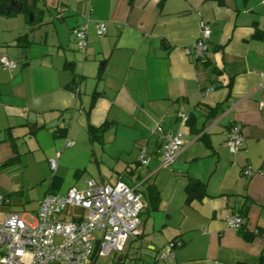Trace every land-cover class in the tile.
<instances>
[{"label":"crops","instance_id":"obj_1","mask_svg":"<svg viewBox=\"0 0 264 264\" xmlns=\"http://www.w3.org/2000/svg\"><path fill=\"white\" fill-rule=\"evenodd\" d=\"M26 5L32 20L21 11L0 16V58L17 64L13 71L0 64V195L9 199L0 219L58 193L68 170L71 183L62 193L84 190L87 180L136 188L143 201L140 234L125 247L133 241L145 246L152 264H264V109L258 107L264 99V0ZM201 21L211 31L208 67L185 54ZM97 23L106 26L102 37ZM83 25L84 53L70 33ZM104 122L109 127L101 137L90 138L88 128ZM233 124L244 143L230 153L225 141ZM174 132L184 145L175 162L162 167L156 150ZM140 148L150 156L147 166L137 162ZM57 158L52 170L49 162ZM83 158H125L124 168L112 183L95 180L73 163ZM191 179L205 184L206 197L186 203ZM146 181L158 192L152 206L143 197ZM229 215L242 218L241 230L227 227ZM173 240L181 245L166 262L156 261Z\"/></svg>","mask_w":264,"mask_h":264},{"label":"built area","instance_id":"obj_2","mask_svg":"<svg viewBox=\"0 0 264 264\" xmlns=\"http://www.w3.org/2000/svg\"><path fill=\"white\" fill-rule=\"evenodd\" d=\"M199 37L185 49V54L194 61L204 60L211 37L209 26L199 23ZM96 35L102 37L107 29L104 23L95 25ZM71 36L79 52L87 47V25L73 28ZM1 67L8 71L17 64L6 57L0 58ZM264 82V73L259 75ZM212 88L205 90V95ZM264 109V99L258 102ZM182 120L188 117L180 116ZM244 143L240 126L229 127L225 141L228 152L235 153ZM184 145L180 132L165 135L156 150L162 167H170ZM71 142L66 140L65 147ZM150 161L145 148H140L137 162L147 166ZM55 169L54 160L49 162ZM245 176L251 172L245 170ZM9 204L7 196L0 195V207ZM76 209L78 211H70ZM143 210L141 194L123 182L97 184L87 180L84 190L70 188L65 193H46L37 200L34 213L11 212L0 219V264H95L99 256L122 252L127 240L140 234ZM28 218V220H26ZM228 228L239 231L242 218L229 215L225 218ZM58 238V241H55ZM177 247L181 241L176 240ZM172 244H168L156 255V261L166 262L172 255Z\"/></svg>","mask_w":264,"mask_h":264},{"label":"rangeland","instance_id":"obj_3","mask_svg":"<svg viewBox=\"0 0 264 264\" xmlns=\"http://www.w3.org/2000/svg\"><path fill=\"white\" fill-rule=\"evenodd\" d=\"M95 159V161H93ZM125 158H120V161L116 158H83L82 162H73L76 165H80L79 171H83L84 176L83 177H89L93 178L95 180L99 179H105V181L112 183L113 182V175H115L116 171H122L124 168V163L121 161ZM137 159V158H136ZM59 159H56V165L58 164ZM84 165V166H83ZM86 167V168H85ZM67 168V167H66ZM70 171V168H68ZM63 173L66 175V178L63 182V184L60 186V188L57 190L59 194L64 192L69 183H71V174L68 172V170H65ZM68 174V175H67ZM112 179V180H111ZM72 183H74L72 181ZM48 186H46L47 188ZM43 188L42 187H36L33 191V197L35 195H39ZM44 189V188H43ZM35 201V200H34ZM30 202L31 204L26 206L25 208H22V212H30L34 213V211L37 208V201L36 202ZM70 211H78L76 209H70ZM28 220V218H26ZM55 241H58V238H55ZM149 251L145 248V246H139V244L135 241L128 243L126 247L123 249L122 252L119 253H111L110 255L106 256H99L95 262V264H147L148 262L152 264V261L148 259L147 254ZM153 255V253H151ZM150 254V255H151Z\"/></svg>","mask_w":264,"mask_h":264},{"label":"trees","instance_id":"obj_4","mask_svg":"<svg viewBox=\"0 0 264 264\" xmlns=\"http://www.w3.org/2000/svg\"><path fill=\"white\" fill-rule=\"evenodd\" d=\"M20 1L22 3V8L20 11L26 13L28 16L32 12L30 11L29 7L26 5V0H20ZM9 2L10 0H0V16H11L17 12L16 10L10 8ZM195 62L197 64L203 65L204 67L209 66L208 62H206L205 59ZM188 121H190V118L188 119ZM108 127H109V123L106 122L102 123L98 127H89L88 128L89 137L99 139L102 133L106 131ZM50 193H53V191H51ZM185 193H186V203H189L193 199L200 201L204 197H206L205 184H203L198 180L191 179L185 187ZM143 197L144 200L148 203V205L152 206L153 204H156L158 202L159 200L158 192L153 183H148V181H146V186L143 191ZM245 238L248 239L250 237L248 235H245ZM169 244H172L173 247H177L176 240L171 241Z\"/></svg>","mask_w":264,"mask_h":264},{"label":"water","instance_id":"obj_5","mask_svg":"<svg viewBox=\"0 0 264 264\" xmlns=\"http://www.w3.org/2000/svg\"><path fill=\"white\" fill-rule=\"evenodd\" d=\"M9 6L11 9H14L16 11H20L22 8V3L18 0H10ZM29 19L32 20V14L29 15Z\"/></svg>","mask_w":264,"mask_h":264}]
</instances>
